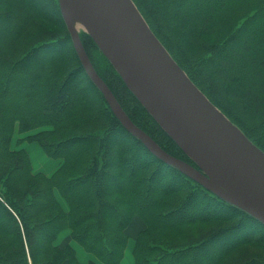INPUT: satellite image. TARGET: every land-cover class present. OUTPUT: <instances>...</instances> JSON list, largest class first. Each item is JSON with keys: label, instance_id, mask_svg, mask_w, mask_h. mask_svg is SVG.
<instances>
[{"label": "trees", "instance_id": "trees-1", "mask_svg": "<svg viewBox=\"0 0 264 264\" xmlns=\"http://www.w3.org/2000/svg\"><path fill=\"white\" fill-rule=\"evenodd\" d=\"M131 1L190 81L264 153V0ZM78 36L131 123L197 169L94 39ZM15 133L58 168L33 172L27 151L11 148ZM65 230L99 263H81L58 243ZM131 235L132 264H264L263 223L121 125L88 77L58 0H0V264H119ZM246 247L254 253L239 254Z\"/></svg>", "mask_w": 264, "mask_h": 264}, {"label": "water", "instance_id": "water-1", "mask_svg": "<svg viewBox=\"0 0 264 264\" xmlns=\"http://www.w3.org/2000/svg\"><path fill=\"white\" fill-rule=\"evenodd\" d=\"M73 46L121 125L161 161L264 224V153L190 81L152 33L131 0H58ZM120 74L127 87L197 169L163 152L131 123L93 70L72 17Z\"/></svg>", "mask_w": 264, "mask_h": 264}, {"label": "rangeland", "instance_id": "rangeland-1", "mask_svg": "<svg viewBox=\"0 0 264 264\" xmlns=\"http://www.w3.org/2000/svg\"><path fill=\"white\" fill-rule=\"evenodd\" d=\"M72 27L77 32L86 30L84 27L78 26L74 22H72ZM22 137L23 136H21L20 134L15 133L12 139V142H11V148L14 150L24 149L25 151H27V153L30 156L33 172L43 173L46 175L52 174L60 165V160L53 159L45 155L42 149L40 148V146L35 142L23 141L21 143H18L19 139H21ZM133 231H136L135 227ZM133 231L132 233H134ZM131 236H129V241H128L127 248L125 250L124 258L119 264H132L133 263L132 249L134 247V236L133 237ZM57 242L58 243L63 242V243L70 244L76 251V255L81 263H87L89 261H94L96 263H99L98 260L92 254L87 253L78 243H76L70 238L69 230L63 231L59 235ZM238 251L236 253H238ZM240 253H243L244 255L245 254L252 255L254 253V250L249 247H246V248H243L242 251L240 250L239 254ZM235 254H233V256Z\"/></svg>", "mask_w": 264, "mask_h": 264}, {"label": "bare ground", "instance_id": "bare-ground-1", "mask_svg": "<svg viewBox=\"0 0 264 264\" xmlns=\"http://www.w3.org/2000/svg\"><path fill=\"white\" fill-rule=\"evenodd\" d=\"M76 16H71L72 17V22H74L75 24H77L78 26H82L85 28L84 23L81 21V18L79 17V15L77 13H74Z\"/></svg>", "mask_w": 264, "mask_h": 264}, {"label": "crops", "instance_id": "crops-1", "mask_svg": "<svg viewBox=\"0 0 264 264\" xmlns=\"http://www.w3.org/2000/svg\"><path fill=\"white\" fill-rule=\"evenodd\" d=\"M78 258V257H77ZM79 260V259H78Z\"/></svg>", "mask_w": 264, "mask_h": 264}]
</instances>
